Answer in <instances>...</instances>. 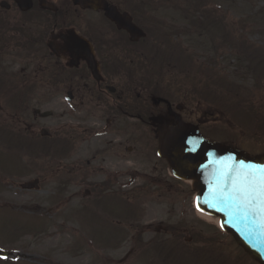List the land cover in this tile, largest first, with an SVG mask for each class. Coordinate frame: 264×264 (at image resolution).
I'll return each mask as SVG.
<instances>
[{
  "label": "rangeland",
  "instance_id": "1",
  "mask_svg": "<svg viewBox=\"0 0 264 264\" xmlns=\"http://www.w3.org/2000/svg\"><path fill=\"white\" fill-rule=\"evenodd\" d=\"M114 2L148 13L144 26L151 41L144 56L152 59L155 72L164 71L162 95L186 100L192 120L199 110L206 111L208 118L216 117L201 126L204 136L254 156L264 152V131L253 128L256 121L229 115L224 108L235 85L252 90L256 102L264 101V87L262 91L254 87L255 62L250 58L264 57V0ZM183 51L193 62L183 61ZM34 67L23 52H7L0 63V83L10 79L23 87L19 75H33ZM191 74H198L195 82ZM260 81L264 83V77ZM17 92L0 96V128L6 129L0 131V252L11 253L0 256V264H214L218 256L223 264L257 263L249 256L240 257L243 249L234 239L223 236L215 222L200 217L193 185L171 174L169 164L156 154L157 144L148 141V133L145 163L137 152H129L130 138L114 133L90 137L66 156L56 151L42 157L44 143L53 142L59 133V106L54 100L58 94L26 93L17 107ZM35 109L53 115L38 116ZM159 111L160 118L168 119L161 104ZM97 122H92L95 128ZM43 130L52 139L39 140ZM11 131L39 142L31 151L12 141L16 137L8 138L6 132ZM104 148L106 154L94 160L93 155ZM99 165L106 172L98 176ZM113 168L116 182L103 185L110 181ZM35 179L40 188H22ZM100 193L120 196L99 200ZM127 203L135 206L132 214ZM158 225L167 231L158 232ZM167 242H174L183 254L165 260L171 252L169 244L164 248ZM201 249L206 261L203 253L194 256Z\"/></svg>",
  "mask_w": 264,
  "mask_h": 264
},
{
  "label": "flooded vegetation",
  "instance_id": "2",
  "mask_svg": "<svg viewBox=\"0 0 264 264\" xmlns=\"http://www.w3.org/2000/svg\"><path fill=\"white\" fill-rule=\"evenodd\" d=\"M107 1L120 13H128L145 37L133 40L126 29L105 15V10L84 9L73 0H0V50H19L24 59L35 63L33 75L21 74L24 78L19 81L26 87L13 84L20 87L17 89L22 94L35 91L58 94L54 100L59 106L58 137L64 156L76 144L87 143L90 137L114 133L130 138L127 142L131 141L133 146L129 152H137L145 163V134L148 133L150 143L158 142L155 121L160 115V103L167 107L170 125L176 124L178 116L201 130L202 125L216 117L208 118L206 111L199 110L198 117L192 120L186 100L180 102L174 97L158 100L151 58L148 54L144 56L151 41L144 26L148 13ZM7 38H15L17 42ZM141 61L145 65L140 68ZM93 120H98L99 127L95 128ZM66 121L71 125H66ZM107 149L98 150L94 160L102 158ZM86 165L91 166V160ZM115 169L110 176L107 174L110 181L103 185L116 182ZM96 171L98 176L106 172L100 165Z\"/></svg>",
  "mask_w": 264,
  "mask_h": 264
},
{
  "label": "water",
  "instance_id": "3",
  "mask_svg": "<svg viewBox=\"0 0 264 264\" xmlns=\"http://www.w3.org/2000/svg\"><path fill=\"white\" fill-rule=\"evenodd\" d=\"M74 4L83 8L104 9L106 16L115 21L120 28L127 29L133 40L144 36L141 29L132 24L130 17L121 15L115 6H108L106 0H73ZM39 113V111H36ZM50 112H43L41 116H50ZM177 126L169 127L161 121L157 125L159 134L158 154L165 157L173 169V174L181 179H193L194 188L198 190L199 209L207 214L221 216V226L235 237L238 245L243 247L250 257L264 264V229L256 225L255 220L239 218L230 215L228 210H221L223 205L217 207L205 203V199H211L210 189H214L216 181L214 172L218 169L217 161L226 157H234L236 161H244L255 165H264V153L251 156L243 150H237L231 146H225L219 142L213 143L204 139L197 126L181 122ZM43 134H47L43 131ZM39 187V181L24 183L22 188L35 189ZM258 219V218H256ZM6 257L9 253L2 252Z\"/></svg>",
  "mask_w": 264,
  "mask_h": 264
},
{
  "label": "snow or ice",
  "instance_id": "4",
  "mask_svg": "<svg viewBox=\"0 0 264 264\" xmlns=\"http://www.w3.org/2000/svg\"><path fill=\"white\" fill-rule=\"evenodd\" d=\"M214 163L219 165L214 172L216 186L210 189L211 199H205V203L213 207L223 205L221 210L255 220L256 225L264 229V165L236 161L231 156Z\"/></svg>",
  "mask_w": 264,
  "mask_h": 264
},
{
  "label": "trees",
  "instance_id": "5",
  "mask_svg": "<svg viewBox=\"0 0 264 264\" xmlns=\"http://www.w3.org/2000/svg\"><path fill=\"white\" fill-rule=\"evenodd\" d=\"M197 24V23H196ZM257 56L254 55L250 57L252 60L255 59ZM254 69H252V74L255 78L254 87L257 88L258 91H262L264 87V83L260 80L264 77V57L263 59L259 60ZM234 98H232L231 103H226L224 105L225 111L229 115H236L238 114L243 119H247V117L252 118L257 123V128L253 127L256 130H263L264 131V101L263 102H256L255 96L253 91L246 88L244 89L241 86L235 85V89L233 90ZM263 114V115H262ZM9 135V134H8ZM11 135L22 140L24 143H28L30 146H35V141L27 139L24 136H20L11 132ZM51 148H57V143H54ZM58 149V148H57Z\"/></svg>",
  "mask_w": 264,
  "mask_h": 264
},
{
  "label": "bare ground",
  "instance_id": "6",
  "mask_svg": "<svg viewBox=\"0 0 264 264\" xmlns=\"http://www.w3.org/2000/svg\"><path fill=\"white\" fill-rule=\"evenodd\" d=\"M199 215H200V217L204 218L207 222H215L217 225L219 224L220 218H218V217L206 215L202 212H199Z\"/></svg>",
  "mask_w": 264,
  "mask_h": 264
}]
</instances>
